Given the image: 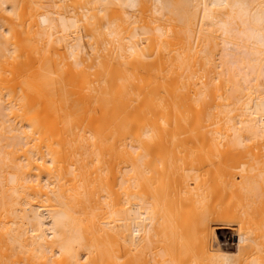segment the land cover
<instances>
[{"label": "bare ground", "instance_id": "bare-ground-1", "mask_svg": "<svg viewBox=\"0 0 264 264\" xmlns=\"http://www.w3.org/2000/svg\"><path fill=\"white\" fill-rule=\"evenodd\" d=\"M0 264H264V0H0Z\"/></svg>", "mask_w": 264, "mask_h": 264}, {"label": "rangeland", "instance_id": "rangeland-1", "mask_svg": "<svg viewBox=\"0 0 264 264\" xmlns=\"http://www.w3.org/2000/svg\"><path fill=\"white\" fill-rule=\"evenodd\" d=\"M238 243V235L235 226L233 227L231 225L230 227V225L224 226L221 224L213 225L211 236L212 245L216 244L223 252L234 256L235 254H238Z\"/></svg>", "mask_w": 264, "mask_h": 264}]
</instances>
